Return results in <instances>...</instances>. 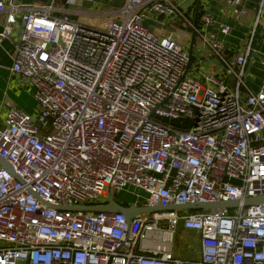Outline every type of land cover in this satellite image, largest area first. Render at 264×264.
<instances>
[{
    "label": "built area",
    "instance_id": "built-area-1",
    "mask_svg": "<svg viewBox=\"0 0 264 264\" xmlns=\"http://www.w3.org/2000/svg\"><path fill=\"white\" fill-rule=\"evenodd\" d=\"M227 3L238 9L243 0ZM58 5L0 0V45L24 10L11 72L36 100L32 114L3 106L0 158L12 171L0 167V264H264V204L244 205L264 199V87L246 84L264 0L234 57L206 32L209 14L202 28L185 18L222 64L211 73L192 71L195 63L187 70L178 33L146 25L148 6L159 17L180 13L169 0H127L106 18ZM130 187L146 193L140 206L150 209L240 203L154 211L131 223L123 213L72 210ZM180 227L199 234L198 256L176 250Z\"/></svg>",
    "mask_w": 264,
    "mask_h": 264
},
{
    "label": "crops",
    "instance_id": "crops-1",
    "mask_svg": "<svg viewBox=\"0 0 264 264\" xmlns=\"http://www.w3.org/2000/svg\"><path fill=\"white\" fill-rule=\"evenodd\" d=\"M14 1L21 7L28 6L30 4H40L37 0ZM57 1L60 2L61 0ZM62 1L63 3L58 5L59 7L65 6L66 1L68 0ZM74 1L77 3V0ZM169 1L179 8L180 13L174 16L159 17L152 10H150L151 7L148 6L142 10L147 16L146 25L151 29H154L159 35L167 36L171 33H178V35H180V40H183L185 44L187 43L188 49L193 40L195 42V50L193 47L192 58L195 60V69L197 68L198 71L202 70V72L205 73L217 72L221 69L222 64H220L217 60L209 58V51L201 44L200 40L197 42L199 37L194 35V29L187 25L185 18L193 22V24L195 23L198 28H202L203 25L201 23V16L204 13L209 14L213 18L215 24L214 26L206 29V32L216 34L217 39L224 46L226 55L228 57H234L236 53L245 45L246 39L254 29L253 23L261 3V0H243L241 7L233 9L228 5V0ZM88 2H91L90 6L92 8L95 7V2H97L98 5L95 7V11L90 10L85 11L84 13L100 15L103 18H106L111 17L114 13L122 9L126 5L127 0H90ZM66 7L67 5L65 8ZM242 8L247 10L246 15L240 14V10ZM23 13L24 10L17 14L19 23L14 28L12 37L5 39L0 45V126H2V123L7 115V111L3 107L4 103H10L28 114L34 113L36 109V100L33 90L21 77L14 75L11 72L16 46L22 32L23 25L21 17ZM198 16L199 20H197ZM5 22L6 15L0 13V33L4 29ZM221 26L229 27L230 32L228 34H224L221 31ZM247 69V87L252 92L256 93L264 87V13L261 16L260 24L253 37L252 52L248 60ZM241 91L243 95L246 93L244 88H242ZM128 189L120 193H114L116 201L119 204H121V202H128L130 203V207L142 205L143 199H138L137 196L130 198L127 193ZM107 201L105 204H107ZM177 236H180V239L186 240L187 244L184 243V246L176 247V250H186L191 248L192 250H195V256H198L200 249V236L197 232L187 231L180 227Z\"/></svg>",
    "mask_w": 264,
    "mask_h": 264
},
{
    "label": "water",
    "instance_id": "water-1",
    "mask_svg": "<svg viewBox=\"0 0 264 264\" xmlns=\"http://www.w3.org/2000/svg\"><path fill=\"white\" fill-rule=\"evenodd\" d=\"M220 1V0H216ZM38 3L42 4H51V0H37ZM199 6V3H198ZM194 41L192 40L190 47H189V55H190V63L188 65V69L192 65V53H193ZM0 167L6 169L8 171H12V167L0 158ZM108 201L105 205L100 206H89V207H77L73 208L72 210H86L91 212H110V213H123L128 222L131 223L133 218L142 215H149L154 211H165V210H178V211H195V210H202V211H213V210H226L229 207H237L239 205V201H232V202H216L211 204H189V205H179L172 208H156L150 209L144 206H133V207H124L119 204L115 197L112 190L108 192ZM264 204L263 198H247L244 201L245 206H252V205H260Z\"/></svg>",
    "mask_w": 264,
    "mask_h": 264
},
{
    "label": "rangeland",
    "instance_id": "rangeland-1",
    "mask_svg": "<svg viewBox=\"0 0 264 264\" xmlns=\"http://www.w3.org/2000/svg\"><path fill=\"white\" fill-rule=\"evenodd\" d=\"M88 1H90V0H88ZM87 0H77V3L75 4V3H73V4H71V5H68L67 7H66V10L70 13V14H72L73 16H75V17H77L78 16V18H81L80 17V15H76L75 13L76 12H79V11H83V12H85V11H95L96 10V8L95 7H97V2H95V7H91L90 6V3L91 2H88ZM60 4V3H59ZM85 22H87V23H89L90 21L89 20H84ZM92 22V21H91ZM153 31H155L154 29H152ZM199 41V39L197 40V42ZM186 45H187V43H186ZM188 46V45H187ZM194 50H195V46H194ZM195 52V51H194ZM194 62H195V60H194ZM194 67H195V65L194 66H192V71H193V69H194ZM127 193H128V196L130 197V198H132V197H136L137 196V198H145L146 197V193L145 192H143L142 190H140V189H138V188H135V187H130L129 189H128V191H127ZM234 211H235V209L234 208H230V212L231 213H234ZM184 243H186L187 244V242H186V240H183V239H180V236H177V238H176V241H175V247H182V246H184Z\"/></svg>",
    "mask_w": 264,
    "mask_h": 264
},
{
    "label": "trees",
    "instance_id": "trees-1",
    "mask_svg": "<svg viewBox=\"0 0 264 264\" xmlns=\"http://www.w3.org/2000/svg\"><path fill=\"white\" fill-rule=\"evenodd\" d=\"M59 3H63V1L61 0ZM197 20H199V16H198ZM194 45H195V42H194ZM192 62H193V64L195 63L194 58H192ZM121 205L124 207H130V203H128V202H121Z\"/></svg>",
    "mask_w": 264,
    "mask_h": 264
}]
</instances>
